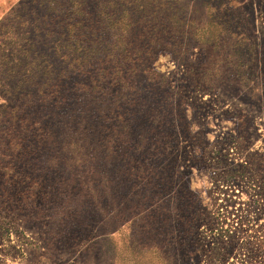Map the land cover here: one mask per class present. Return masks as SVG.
I'll use <instances>...</instances> for the list:
<instances>
[{"label": "rangeland", "instance_id": "374dc122", "mask_svg": "<svg viewBox=\"0 0 264 264\" xmlns=\"http://www.w3.org/2000/svg\"><path fill=\"white\" fill-rule=\"evenodd\" d=\"M75 1L0 0V264H264V0Z\"/></svg>", "mask_w": 264, "mask_h": 264}, {"label": "trees", "instance_id": "16d2710c", "mask_svg": "<svg viewBox=\"0 0 264 264\" xmlns=\"http://www.w3.org/2000/svg\"><path fill=\"white\" fill-rule=\"evenodd\" d=\"M74 6H75V9H73L72 14L73 13L77 14L78 12H80L84 8V7H82L83 1L82 0L75 1ZM109 6L111 9H108L107 11H104V13H103L105 15L104 19H103L105 21V26L99 22L98 24H95L96 28H94L93 24H91V19H88L87 21L82 22V21L78 20L77 17H76L75 22H81V23H75V24L69 25L70 26L69 31L72 32L74 30L76 32L75 35L73 36L74 38L72 40L71 48L75 52V54H80V56H78L74 60V62L75 61L79 62V68H82V65H86L88 63V58L90 57V56H88V54H89L88 52H92V48L87 46L86 43H89L90 41H87V39H85V38L87 37V35L93 36L96 32H98L99 37L103 38V39H101V43H104L105 48L108 49V51H109L110 56H107V58L112 60V63L114 65L117 63L116 59H118V61L128 62L129 66L127 68H125L127 70L123 69V71H125L126 73H130L131 69L135 70L136 67L137 68L143 67L144 63H146L145 57L147 56V53L143 54L142 56H136V55L140 54V53H135V50L138 48V47H136V44L138 46L140 43H138L139 42L138 37L137 36L135 37V29L137 26L135 24H133V28H132L133 38L128 41L126 46H124L123 48H120L121 44L118 40L115 42L111 41L110 38L113 37V35H112L113 30L117 31V28L121 29V23L123 22V20H121L120 16L116 15V13H115L116 9H114V6L113 5H109ZM84 14H86V12H84ZM88 14L89 13H87L86 18L88 16ZM150 27H148V28L151 31L154 30L153 28H156L153 25ZM146 28H147V26H146ZM144 30L145 29H143L142 31L144 32ZM107 32L109 33V36L107 35L108 37L106 36ZM135 38H136V40H135ZM141 38H142V36H141ZM144 51H146V49H144ZM92 54H94V53H92ZM133 57L135 59H133ZM102 62L108 64V62H105V61H102ZM118 65H119V63H118ZM119 66L122 67L121 64ZM91 67H93V66H90V68ZM122 68H124V66ZM145 70H148L147 67L145 68ZM97 71H98V73H97L96 77H98V81L92 82L93 84L94 83L98 84L96 86L97 89L100 88V86L102 85V82H104L107 77H111L112 81L114 79H117L119 81H125V79L123 78V72L121 70L118 71L117 67L114 68L113 70L112 69L106 70L100 66V68ZM127 75H129V74H127Z\"/></svg>", "mask_w": 264, "mask_h": 264}]
</instances>
